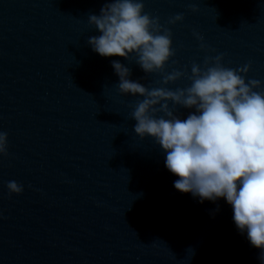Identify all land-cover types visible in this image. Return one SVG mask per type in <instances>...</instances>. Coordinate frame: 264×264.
<instances>
[{
  "label": "water",
  "instance_id": "obj_1",
  "mask_svg": "<svg viewBox=\"0 0 264 264\" xmlns=\"http://www.w3.org/2000/svg\"><path fill=\"white\" fill-rule=\"evenodd\" d=\"M105 2L0 0V264H264L225 198L201 202L174 187L166 152L134 132L143 97L122 94L112 66L175 90L190 86L193 63L223 54L225 67L251 62L246 82H264V0H144L173 34L164 71L186 72L167 85L135 54L93 51L88 39L102 33L88 18ZM13 180L22 193H9Z\"/></svg>",
  "mask_w": 264,
  "mask_h": 264
},
{
  "label": "clouds",
  "instance_id": "obj_2",
  "mask_svg": "<svg viewBox=\"0 0 264 264\" xmlns=\"http://www.w3.org/2000/svg\"><path fill=\"white\" fill-rule=\"evenodd\" d=\"M144 9V0H106L100 15H89V22L102 34L89 37L88 43L105 57L130 59L135 54L146 73H162V84L167 85L186 72L164 71L175 55L173 34L158 16ZM183 19L182 13L176 14L168 23ZM196 35L203 41V36ZM222 60L223 54L206 57L203 69L193 63L192 83L175 90L149 89L129 79L131 69L121 62L113 61L112 66L120 78L119 91L143 97L131 112L134 132L141 138L153 137L166 152L167 169L179 177L174 187L191 192L201 202L225 198L233 208L236 227L247 232L252 246L262 249L264 262V90H254L264 82H246L241 75L251 70V62L234 69L225 67ZM177 105L196 111L181 119L175 114ZM161 112L163 116L158 115ZM7 145L8 134L0 131V154L7 155ZM7 187L10 194L24 190L14 180Z\"/></svg>",
  "mask_w": 264,
  "mask_h": 264
}]
</instances>
